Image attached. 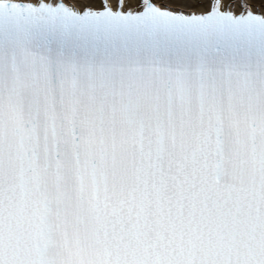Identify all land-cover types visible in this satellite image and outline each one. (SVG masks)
<instances>
[{"label": "snow or ice", "instance_id": "obj_1", "mask_svg": "<svg viewBox=\"0 0 264 264\" xmlns=\"http://www.w3.org/2000/svg\"><path fill=\"white\" fill-rule=\"evenodd\" d=\"M0 264H264V0H0Z\"/></svg>", "mask_w": 264, "mask_h": 264}, {"label": "bare ground", "instance_id": "obj_2", "mask_svg": "<svg viewBox=\"0 0 264 264\" xmlns=\"http://www.w3.org/2000/svg\"><path fill=\"white\" fill-rule=\"evenodd\" d=\"M255 6L260 7L259 3H253ZM200 9V8H199Z\"/></svg>", "mask_w": 264, "mask_h": 264}]
</instances>
